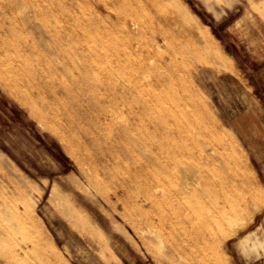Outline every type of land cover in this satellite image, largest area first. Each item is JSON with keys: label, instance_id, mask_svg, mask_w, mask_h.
<instances>
[{"label": "rangeland", "instance_id": "obj_1", "mask_svg": "<svg viewBox=\"0 0 264 264\" xmlns=\"http://www.w3.org/2000/svg\"><path fill=\"white\" fill-rule=\"evenodd\" d=\"M57 1L0 0V264H53L40 237L66 264H181L167 250L165 236L175 233L159 229L152 197L136 194L137 186L152 190L150 180L138 182L149 156L143 138L162 136L149 131L157 110L149 118L129 101L137 94L130 83L149 77L130 67L109 77L87 70L76 41L88 12L62 13ZM141 1L131 4L147 18L140 41L159 56L144 64L169 91L144 81L139 98L159 94L188 126L184 143L196 154L191 138L201 139L212 158L206 185L218 197L198 189L191 202L205 204L202 220L220 237L221 264H264V0ZM84 2L96 11L93 0ZM107 79L124 86V101L111 102L121 88L96 89Z\"/></svg>", "mask_w": 264, "mask_h": 264}, {"label": "bare ground", "instance_id": "obj_2", "mask_svg": "<svg viewBox=\"0 0 264 264\" xmlns=\"http://www.w3.org/2000/svg\"><path fill=\"white\" fill-rule=\"evenodd\" d=\"M37 1L40 2L42 0ZM79 2L84 4V8L79 5ZM53 3L55 4V2ZM132 3L141 4L142 1L93 0V4L96 7V11H93L91 6L85 4L84 0H58L56 7H58L62 13L65 12L66 6L72 8L73 11H71L74 13H76V11L88 12V16L84 17L85 21L82 22L83 27H80L83 30L82 35L78 36L76 33V37H79L76 41L77 57H80L79 59L85 62L84 65L87 70L89 69L93 74L104 73L108 77L116 69L118 71H123L125 69L128 70L127 67L147 73L149 79L136 78V80L130 83L133 91L137 92V94L135 93L136 95L132 96L129 101L136 107L139 106V111L142 108L144 116H148L149 118L154 116L155 110H157L159 118L152 121V128L149 131L150 133L161 132L162 136L157 140H152L153 138L150 136L143 138V144L145 145L144 150L149 153V156L148 158L140 160L141 165L139 170L142 172L143 178L140 180L138 179V182L141 183L142 180L144 182L150 180L152 190L143 191L137 186L136 190L138 192L136 194H141L145 200L152 197V209L155 211L157 218L162 223L164 222V225L158 226L160 227L159 229L163 227L175 233L174 235L165 236V243L167 250L174 252L176 263L221 264V259L217 251V244L220 237L214 233L213 227H208L207 224L211 221H208L206 224L203 222L204 219L202 220L206 208L205 204L199 203L198 200H196V204L191 202L194 196H197L199 190H206L207 193L212 194L214 198L218 197L216 189L209 186L207 187L206 185L210 176L207 171L211 170L209 168L212 166L211 164H213L212 158L209 156V153L203 151V146L200 143L201 139L193 140V138H191L193 147L195 146L198 149V153L196 154L190 150L187 143H184L182 139L183 136H186V131H189L188 126L177 120V115L174 114L169 107L170 105L168 107H162L160 103L163 102H161V96L159 94L148 93L142 96L143 103L139 102V99H141L139 97L142 92H139L138 85L147 81L153 88L155 85L163 87L164 89H160L162 92V89L165 90L166 83L157 76L153 66L144 64L146 57L150 61L151 58H159V56H157L153 50V46L149 47L147 44L140 41L141 36L145 33L143 27L147 25V18L138 10L131 7ZM151 5L158 8V5L153 1ZM174 9L180 16L182 22L193 28L191 26V19L186 16L181 6L176 3ZM103 11L104 13L102 14ZM68 12H70V9ZM102 20L105 23L103 26L98 23ZM78 25H81L80 22ZM151 30V32L154 33L155 30L152 28ZM193 31L195 33L194 28ZM197 35L198 34L195 33V39L199 38ZM159 36L163 40L166 37L164 33H159ZM204 36L205 38L207 37L206 40L210 43V49H212L214 47L212 40L207 34H204ZM153 43L157 45L158 37L154 36ZM102 57L116 58L115 66L109 67L108 65L104 66L101 64L100 59ZM221 60V55L217 53V55H215V61L219 62ZM107 62H109V60ZM165 64H167V67L169 66V63ZM161 65L163 66V64ZM73 67L79 69L77 66L73 65ZM94 85L96 89L101 92L104 90L107 91V89L115 90V88H121L122 93L113 95L111 97V102L119 103L124 101V86L116 81L114 82L107 79L106 81L96 82ZM141 86L143 85H140V87ZM165 91L168 92L169 90L167 89ZM139 111L134 110L132 114H136L135 116L141 119L144 116ZM171 123H175L176 126L174 133L171 131ZM174 140H177L178 143L174 142ZM217 157L219 156L217 155ZM223 162L226 165L232 166L229 158L223 160ZM148 169L152 170L150 176L148 174ZM214 176L213 174V177ZM85 178L90 182L89 177L85 176ZM239 184L241 187H244V193L246 195L251 194L249 188L247 190L245 189L246 183L243 179H239ZM164 200H167L169 203V207L165 208L167 211H163L162 209ZM218 220L219 218L214 219L215 222ZM38 242L45 256L49 259V262L53 264H66L57 256L55 249L45 238L40 237ZM202 250H206L207 252L202 254Z\"/></svg>", "mask_w": 264, "mask_h": 264}, {"label": "crops", "instance_id": "obj_3", "mask_svg": "<svg viewBox=\"0 0 264 264\" xmlns=\"http://www.w3.org/2000/svg\"><path fill=\"white\" fill-rule=\"evenodd\" d=\"M220 54V53H219ZM221 55V54H220ZM222 57V56H221ZM222 60H223V57H222Z\"/></svg>", "mask_w": 264, "mask_h": 264}]
</instances>
